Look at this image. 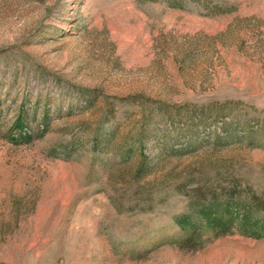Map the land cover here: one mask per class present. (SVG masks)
I'll use <instances>...</instances> for the list:
<instances>
[{
  "label": "rangeland",
  "instance_id": "1",
  "mask_svg": "<svg viewBox=\"0 0 264 264\" xmlns=\"http://www.w3.org/2000/svg\"><path fill=\"white\" fill-rule=\"evenodd\" d=\"M184 2L0 0V264H264V237L175 243L198 201L264 196V0ZM114 129L145 131L143 173Z\"/></svg>",
  "mask_w": 264,
  "mask_h": 264
},
{
  "label": "trees",
  "instance_id": "2",
  "mask_svg": "<svg viewBox=\"0 0 264 264\" xmlns=\"http://www.w3.org/2000/svg\"><path fill=\"white\" fill-rule=\"evenodd\" d=\"M140 1H154L165 2L169 6L174 8H183L184 1H192L198 4L206 5L210 0H140ZM208 11L211 13H227L232 11V7L225 6L223 4H217V6H207ZM231 102L223 103L208 113H203L202 117L219 118L233 115L231 113ZM230 109V110H229ZM196 110V109H194ZM195 113V111H193ZM233 117V116H232ZM235 118V117H234ZM204 120V119H203ZM234 122L241 124L245 129H251L248 121H241L240 119H234ZM18 125V124H17ZM225 128L223 132H218L211 142H205L201 146L204 150V155H214L223 152L229 146L234 144V141L228 140L231 127V123H224ZM20 127L19 138H25L26 133L23 132L22 125ZM234 133L238 134L237 131ZM248 135L249 132H248ZM120 131L114 129L107 138V147H112L113 151L121 158V162H130L131 167L135 173H143L147 166V156L144 151V141L146 133L144 130H138L137 132L130 131L125 135L120 136ZM233 136V135H232ZM237 136V135H236ZM238 139V137L236 138ZM246 139V140H245ZM245 139H238L236 141L247 142L252 147L256 144V140L250 136ZM117 140V141H116ZM129 143L128 145H125ZM113 145V146H112ZM200 157L193 165H196L201 170L214 169L219 170L223 164L220 160H206ZM137 175V174H135ZM191 175V174H190ZM189 177V176H188ZM212 190V189H211ZM217 189L215 188V192ZM225 190V189H224ZM214 191V190H213ZM228 195L225 197H219L213 195L212 197L198 201L193 205V208L185 213L175 216V221L179 227L180 234L175 240V243L182 246L194 247L202 243L203 237L208 232H212L215 236L226 235L232 232H238L246 236L253 238L264 237V196L257 194L256 192L237 194L232 193L233 190H225Z\"/></svg>",
  "mask_w": 264,
  "mask_h": 264
}]
</instances>
